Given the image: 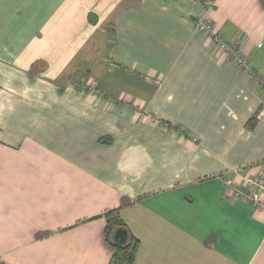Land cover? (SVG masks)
<instances>
[{
    "label": "crops",
    "instance_id": "0c3cea01",
    "mask_svg": "<svg viewBox=\"0 0 264 264\" xmlns=\"http://www.w3.org/2000/svg\"><path fill=\"white\" fill-rule=\"evenodd\" d=\"M204 1L0 0V264H111L113 208L133 264H264L224 186L264 160V91ZM212 2L264 76V0Z\"/></svg>",
    "mask_w": 264,
    "mask_h": 264
},
{
    "label": "built area",
    "instance_id": "2783aa9c",
    "mask_svg": "<svg viewBox=\"0 0 264 264\" xmlns=\"http://www.w3.org/2000/svg\"><path fill=\"white\" fill-rule=\"evenodd\" d=\"M191 1L198 2V0ZM203 3V12L195 19L197 28L213 41L217 50L221 51L224 57L230 59L239 69L253 74L258 85L264 91V76L250 66L246 51L238 41L225 38L209 18L208 11L214 6L212 0ZM83 87L89 92H99L94 81L86 82ZM224 186L234 196L250 202L257 210L264 212V160L250 166L241 180L226 179Z\"/></svg>",
    "mask_w": 264,
    "mask_h": 264
},
{
    "label": "trees",
    "instance_id": "16d2710c",
    "mask_svg": "<svg viewBox=\"0 0 264 264\" xmlns=\"http://www.w3.org/2000/svg\"><path fill=\"white\" fill-rule=\"evenodd\" d=\"M106 240L112 250L111 264H133L139 246V239L133 235L123 221L118 208L107 210L104 214ZM117 228L127 230L126 241L122 244L113 239Z\"/></svg>",
    "mask_w": 264,
    "mask_h": 264
},
{
    "label": "water",
    "instance_id": "95a60500",
    "mask_svg": "<svg viewBox=\"0 0 264 264\" xmlns=\"http://www.w3.org/2000/svg\"><path fill=\"white\" fill-rule=\"evenodd\" d=\"M127 238V230L123 228H117L113 234V239L119 243L122 244L126 241Z\"/></svg>",
    "mask_w": 264,
    "mask_h": 264
},
{
    "label": "rangeland",
    "instance_id": "374dc122",
    "mask_svg": "<svg viewBox=\"0 0 264 264\" xmlns=\"http://www.w3.org/2000/svg\"><path fill=\"white\" fill-rule=\"evenodd\" d=\"M85 82V81H84ZM85 89V88H84ZM91 93H94V92H91Z\"/></svg>",
    "mask_w": 264,
    "mask_h": 264
}]
</instances>
